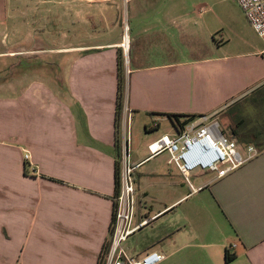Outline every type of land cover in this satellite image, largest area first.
<instances>
[{
    "label": "crops",
    "instance_id": "0c3cea01",
    "mask_svg": "<svg viewBox=\"0 0 264 264\" xmlns=\"http://www.w3.org/2000/svg\"><path fill=\"white\" fill-rule=\"evenodd\" d=\"M38 2L48 5L43 21L60 27L61 45H32L45 29L31 26L33 0H18L12 13L18 42L0 52L14 69L12 81L0 84V264H98L111 244L117 177L119 189L129 148L123 119L144 117L159 132L167 122L172 132L164 134H172L167 115L218 117L264 86V50L242 52L243 33L254 29L241 8L233 13L217 2L204 12L192 0ZM217 34L220 42L212 39ZM120 54L126 68L118 121ZM54 59L59 78L22 68L25 61L53 67ZM141 166L136 221L156 218L132 236L151 228L137 237L147 240L142 252L125 244L130 255L159 251L161 264H264V150L224 178L195 174L198 192L181 191L184 178L173 168L151 170L141 189Z\"/></svg>",
    "mask_w": 264,
    "mask_h": 264
},
{
    "label": "built area",
    "instance_id": "2783aa9c",
    "mask_svg": "<svg viewBox=\"0 0 264 264\" xmlns=\"http://www.w3.org/2000/svg\"><path fill=\"white\" fill-rule=\"evenodd\" d=\"M233 1L239 5L254 31L264 41V0ZM200 11L204 12L206 8L202 7ZM126 41L125 39V44ZM153 127H158V123H154ZM148 151L150 155L147 160L167 153V164L182 174L191 192L202 189L195 188L191 181L195 174L208 172L221 179L259 155L256 147L242 148L235 139L226 135L216 115H200L185 124L175 126L172 134H164L149 144ZM25 159H30L29 153L25 155ZM122 160L123 169L115 196L112 240L105 264H161L165 256L159 251H151L139 258L130 255L125 247L130 237L148 226L156 217L136 221L138 199L135 172L141 164L134 166L131 163L129 148L123 153Z\"/></svg>",
    "mask_w": 264,
    "mask_h": 264
},
{
    "label": "rangeland",
    "instance_id": "374dc122",
    "mask_svg": "<svg viewBox=\"0 0 264 264\" xmlns=\"http://www.w3.org/2000/svg\"><path fill=\"white\" fill-rule=\"evenodd\" d=\"M26 0H19V4L24 3ZM39 0H33V6L36 8L38 7V10L36 12V14H34L33 17H30V23L31 26L35 29V28H44L45 30L42 31L40 34L33 36L32 38V45L34 44H40V45H46L47 47H59L62 43V38H61V31H60V27L55 29V28H51L49 27V22L46 23L43 21V13L45 8L48 7L47 4L42 3V2H38ZM223 0H192V6L196 8L202 7L204 5L209 6L210 8H216L213 6V2H217L220 3L222 5V8L230 11V12H237V9L240 8L237 3L235 1L232 0H225L226 2H222ZM8 5L6 7H4L3 2L0 0V27L5 30V34L6 35H0V52L4 51V50H12L13 47V42L15 43L16 41L18 42V37H16V41L15 38L13 36V24L14 22H16V20H13V8L15 7V5L17 4L18 0H7ZM32 5V4H31ZM205 6V7H207ZM6 8L8 11V14H4V16L2 17L1 11L2 9ZM3 9V11H4ZM5 9V10H6ZM40 10V12H39ZM241 10V9H240ZM242 11V10H241ZM123 13H124V18L126 15V9L123 8ZM212 16V14L210 13H206L203 15V19L206 21L208 18H210ZM28 21V20H27ZM201 21L203 20H199V15L196 14V22H197V29L201 30ZM5 22L4 25L1 26V23ZM221 35L222 34H217V35H213L212 39L214 38V40L216 42H220L221 41ZM226 38V36H225ZM243 39L244 41L242 42L244 46V48L242 49L243 53H246L248 51H251V49H254L255 51H262L264 50V41L259 37V35L254 31H247L245 33H243ZM73 38L71 37L70 41H72ZM207 40L211 41V38L209 36H207ZM209 43V42H208ZM126 57V56H125ZM261 59V58H260ZM50 63V61H48ZM53 67H46L43 62H23V69H28L29 66L31 67V69H35V75L39 77H42L44 74H48L51 73L52 76H56L59 78L60 76V69L57 68V66H59V60L54 59L53 60ZM37 64L41 65L42 67L37 68ZM124 68H126V58H124V62H123ZM53 70V73H52ZM13 59L10 56H7L5 58H2L0 56V84L2 83H8L10 81H12L13 78ZM249 96L253 95V92L251 94H248ZM254 97L253 98H249L247 100H245L244 102H241L236 109H242V112L247 113L249 118L251 120L254 121L257 119H260L263 123L264 126V104H262V107L260 109L257 108L256 103L254 102ZM263 113V114H262ZM218 118L219 121L222 125L223 131L225 132V134L229 135L228 132V127L229 126H234V124H236V122L234 123L235 120V115L229 113L228 108L224 109V111L220 114H218ZM144 117L141 116H131L129 117V123H128V119L126 118L123 119V122L121 123V132L123 135V131L126 130V135L128 134L129 136V154L131 157V163L135 166V162L137 160H145L149 157L150 153L148 151V146L149 144H151L152 142L156 141L157 139H159L164 133H171V125L168 124L167 122H163L162 123V127H161V131L159 132L158 128H154V129H150V125L147 126V124L144 122ZM127 125H129V129L127 130ZM128 131V132H127ZM237 141V140H236ZM238 142V141H237ZM126 143V142H125ZM168 159H169V155L167 153L162 154L161 156L157 157V158H153L150 161H147L145 163L142 164L141 168L138 170L140 177V187L141 189H145L148 187L149 184V179L147 178V174L148 172H150L151 170H157V172H162V171H167L169 168H173V171L176 175H178V170H176V168L174 167H170L167 163H168ZM123 169V160L121 163V170ZM208 173V172H207ZM192 183L194 185L198 184V181L196 178H192L191 179ZM181 186L183 187L181 189V191H188L189 190V186L188 184H186L184 182V184H181ZM180 190V189H179ZM187 203H192V200L188 201ZM150 229H146L143 232H140L137 234V236L132 237L127 244L128 246L131 247V249L134 252L140 253L144 250V248L147 245V240H139L137 242V237H141V235H144V237H147V235H151L152 232H150ZM141 239V238H140ZM131 251V252H133Z\"/></svg>",
    "mask_w": 264,
    "mask_h": 264
},
{
    "label": "trees",
    "instance_id": "16d2710c",
    "mask_svg": "<svg viewBox=\"0 0 264 264\" xmlns=\"http://www.w3.org/2000/svg\"><path fill=\"white\" fill-rule=\"evenodd\" d=\"M118 71H119V89H118V106H117V117L119 121V117L121 118L122 112V103L125 97V80L124 77V66H123V58L120 54L119 63H118ZM254 97V102L258 109L262 107L264 104V86H261L253 91V95L246 96L245 98L239 99L233 102L229 107V113L235 115L234 126L229 127V134L232 138L237 140L242 144H254L259 150H264V126L260 119L254 121L251 120L247 113L242 112V109H236L237 106L244 102L249 98ZM263 114V113H262ZM200 115H167L168 118L171 119L174 126L182 125L187 123L193 118H196ZM116 190L118 191V177H117V185ZM107 248H105L100 256L99 263L103 264L104 259L108 253ZM232 258L228 257L226 259L227 262H230Z\"/></svg>",
    "mask_w": 264,
    "mask_h": 264
},
{
    "label": "bare ground",
    "instance_id": "6f19581e",
    "mask_svg": "<svg viewBox=\"0 0 264 264\" xmlns=\"http://www.w3.org/2000/svg\"><path fill=\"white\" fill-rule=\"evenodd\" d=\"M127 41H126V44H125V46L127 47L128 46V39H126Z\"/></svg>",
    "mask_w": 264,
    "mask_h": 264
}]
</instances>
